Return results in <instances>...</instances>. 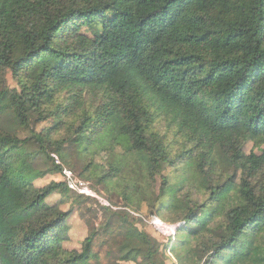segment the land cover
<instances>
[{
    "label": "trees",
    "instance_id": "1",
    "mask_svg": "<svg viewBox=\"0 0 264 264\" xmlns=\"http://www.w3.org/2000/svg\"><path fill=\"white\" fill-rule=\"evenodd\" d=\"M64 89L83 99L53 129L68 128L90 178L122 185L124 205L144 204L149 214L146 222L101 204L105 219L90 225L79 250L65 246L70 210L47 197L97 198L75 193L66 177L36 186L67 166L64 141L18 133L48 117L44 95ZM4 98L0 189L16 183L22 196L12 207L0 194V264H165L190 245L201 249L192 264H264V0H0ZM32 138L37 152L11 159ZM104 144L121 151L99 175L94 157ZM199 145L206 151L197 152ZM37 155L51 165L34 168ZM151 215L179 222L167 241ZM115 222L126 228L106 240L102 262L93 244Z\"/></svg>",
    "mask_w": 264,
    "mask_h": 264
},
{
    "label": "rangeland",
    "instance_id": "2",
    "mask_svg": "<svg viewBox=\"0 0 264 264\" xmlns=\"http://www.w3.org/2000/svg\"><path fill=\"white\" fill-rule=\"evenodd\" d=\"M10 85L14 84V81L9 77ZM83 93L80 91H71L69 89L59 90L56 92L47 93L43 97V102L45 106L48 107V117L42 120H32L30 122V129L27 127L25 129H19L18 133L21 137L28 136L31 132H47L49 133V138L53 142H61L64 141V150L67 153L66 161L64 162L65 168H68L73 173L74 177H77L79 180L83 182H88L89 188H91L97 196V199L93 197H88L84 199L83 196L78 197L76 199L74 197L67 199L65 195H62L60 192H53L51 195L47 197V200L52 202H60L63 209L70 210V215L68 217V224H69V240L66 241L65 246L68 248H75L80 249L82 240L88 234L90 230V225H100L102 221H104V209L101 207V204H108L111 205L113 209L118 210H126L136 217L140 216L143 220H147L149 214L147 212L146 206L141 204L138 207L136 204L131 205L129 208L125 206V201L123 200V196L121 194V187L122 185H115L113 187V183L105 184V183H98L95 179L96 177L89 176V171L83 170L85 164L87 165V161L84 156L78 157L75 156L74 153V145L72 143L67 142L68 138V128L63 125L61 128L57 130L53 129L54 125L57 123L68 121V118L78 111L83 99ZM110 100H105L104 102L107 104L105 108L112 109L114 111L118 110L115 107V104L109 102ZM7 102V98L0 100V108L3 103ZM161 130H164L166 127L163 125L164 121H160ZM51 128V129H49ZM89 128H91L89 126ZM88 128V129H89ZM198 134L192 138V142L194 144L198 143ZM92 139L95 136L91 137ZM53 145V144H52ZM93 146V145H92ZM39 146L35 142V140L29 139L25 144L17 146L16 148L12 149L9 152V156L11 159L17 160L23 156H27L28 154H32L37 152ZM251 148V143L247 144L246 150ZM206 151L204 146L197 147V152ZM121 151V150H120ZM119 149L113 151L108 144H104L98 152V155L94 157L95 162L99 165L96 167L98 171L97 174L102 175L108 170V162H112L114 159L117 160L118 153L120 152ZM256 153H262V151L258 148H254ZM51 153H57L55 150L52 149ZM59 156V155H58ZM203 160H207L209 158L208 154L202 155ZM31 160L33 161L34 168L37 170H45L47 166L51 165L50 159H47L45 155H37L36 157H32ZM206 168H208V163L205 161ZM71 169H70V168ZM63 169V168H62ZM67 169V170H68ZM88 173V175H87ZM120 168L115 169L110 173L111 181L115 180L117 176H119ZM167 174L169 175L171 182H176L178 180V174L172 171V169L167 170ZM65 178L64 173H48L44 178H37L35 179L36 186H40L48 182L49 180H56L60 181ZM113 187V188H112ZM77 193V192H75ZM0 194L5 195L12 207H18L21 200V189L16 183L11 184L7 189H0ZM86 195V194H85ZM101 200V201H100ZM109 206V207H111ZM164 220V219H163ZM167 224H172L173 222L164 220ZM147 222V221H146ZM179 223V222H174ZM126 226L123 223L115 222L112 225V228L109 232L101 233L96 237L95 243L93 244V250L97 253L98 258L104 262L108 259L107 250L109 248V243L106 240L110 239H118L123 235ZM159 233H155L158 237L162 238V234L159 230ZM153 233V231H151ZM106 241V242H105ZM177 250L180 248L177 246ZM187 250V251H186ZM185 255L182 257L181 260L178 259L176 254L173 252V257L165 258V264H192V259L199 255L201 249L199 247L190 245L188 249H186ZM182 251V250H181ZM180 250L178 252H181ZM119 264H135L132 261H121ZM222 264H224L222 262Z\"/></svg>",
    "mask_w": 264,
    "mask_h": 264
},
{
    "label": "built area",
    "instance_id": "3",
    "mask_svg": "<svg viewBox=\"0 0 264 264\" xmlns=\"http://www.w3.org/2000/svg\"><path fill=\"white\" fill-rule=\"evenodd\" d=\"M52 157L54 158V161L56 163H60L59 156L56 153H51ZM68 168L63 167L62 173H64V176L67 179L68 185L75 190L76 192L80 194H86L91 196H97L94 191L89 188L88 182H83L82 180H79L77 177L73 176V173L71 170H67ZM99 199V198H98ZM101 201V200H100ZM155 228H157L160 233L162 234V239L167 241L169 236L173 235L175 233L176 224H167L160 220L156 215H151L149 220Z\"/></svg>",
    "mask_w": 264,
    "mask_h": 264
}]
</instances>
